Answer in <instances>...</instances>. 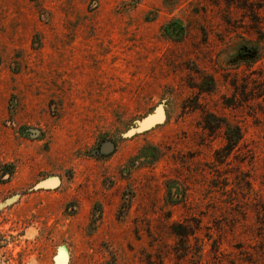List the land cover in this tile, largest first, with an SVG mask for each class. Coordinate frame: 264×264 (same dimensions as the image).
Instances as JSON below:
<instances>
[{"label":"rangeland","instance_id":"374dc122","mask_svg":"<svg viewBox=\"0 0 264 264\" xmlns=\"http://www.w3.org/2000/svg\"><path fill=\"white\" fill-rule=\"evenodd\" d=\"M0 264H264V0H0Z\"/></svg>","mask_w":264,"mask_h":264},{"label":"water","instance_id":"95a60500","mask_svg":"<svg viewBox=\"0 0 264 264\" xmlns=\"http://www.w3.org/2000/svg\"><path fill=\"white\" fill-rule=\"evenodd\" d=\"M162 117H163L162 114H160V115L149 114L147 117L138 121L136 127L131 129L129 131V133H134L137 131H142L144 129H147V128L151 127L152 125L160 122L162 120Z\"/></svg>","mask_w":264,"mask_h":264},{"label":"trees","instance_id":"16d2710c","mask_svg":"<svg viewBox=\"0 0 264 264\" xmlns=\"http://www.w3.org/2000/svg\"><path fill=\"white\" fill-rule=\"evenodd\" d=\"M226 144L224 145L223 149L231 148L238 140L239 136V130L237 127H233V129L229 126H226ZM219 152V151H218ZM218 152H216V156L218 155Z\"/></svg>","mask_w":264,"mask_h":264}]
</instances>
